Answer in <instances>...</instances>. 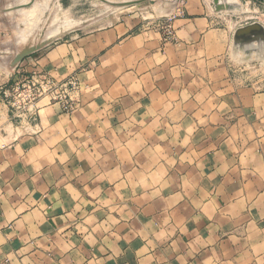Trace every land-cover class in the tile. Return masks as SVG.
Returning <instances> with one entry per match:
<instances>
[{"label": "crops", "instance_id": "1", "mask_svg": "<svg viewBox=\"0 0 264 264\" xmlns=\"http://www.w3.org/2000/svg\"><path fill=\"white\" fill-rule=\"evenodd\" d=\"M228 2L178 4L174 42L129 11L22 61L80 95L0 130V264H264V94L227 63L264 20L232 29L251 3Z\"/></svg>", "mask_w": 264, "mask_h": 264}, {"label": "rangeland", "instance_id": "2", "mask_svg": "<svg viewBox=\"0 0 264 264\" xmlns=\"http://www.w3.org/2000/svg\"><path fill=\"white\" fill-rule=\"evenodd\" d=\"M126 1L131 0H0V121H2L0 130L2 133H5V130L11 133L14 129L29 124V120L25 117L15 118L9 103L11 97L6 95L20 76L15 77L18 74L16 70L25 58L57 45L76 33L111 25L129 11L137 13L140 18L147 21L150 29L160 32L157 27L160 22L172 18L176 6L185 5L189 0H142L140 3L127 6L115 5ZM257 5L259 4L251 2L245 14L239 10L227 11L225 23H229L233 29L239 22L264 20V8L259 9ZM231 14L236 16L233 18ZM95 19H98L95 23L83 27L86 22ZM38 45L40 47L35 52L26 55L22 61L15 62L18 54ZM233 46L234 38L233 44H230L228 49L230 59L227 62L230 70L228 79L235 85L254 87L264 94V51H259L258 57L253 60L242 61L233 55ZM28 72L31 71H26ZM79 92L80 88L71 94L74 101L73 111L79 103Z\"/></svg>", "mask_w": 264, "mask_h": 264}, {"label": "built area", "instance_id": "3", "mask_svg": "<svg viewBox=\"0 0 264 264\" xmlns=\"http://www.w3.org/2000/svg\"><path fill=\"white\" fill-rule=\"evenodd\" d=\"M242 1L264 6V0ZM157 27L164 43L177 40L173 17L161 21ZM78 88L80 82L77 76L59 80L48 72L33 70L28 73L22 72L6 95L11 97L9 103L15 118L25 117L29 124H34L38 121L43 101L58 103L66 112H72L74 101L71 94Z\"/></svg>", "mask_w": 264, "mask_h": 264}, {"label": "water", "instance_id": "4", "mask_svg": "<svg viewBox=\"0 0 264 264\" xmlns=\"http://www.w3.org/2000/svg\"><path fill=\"white\" fill-rule=\"evenodd\" d=\"M142 0H132L126 2L125 4H137ZM215 8L217 11H223L225 9L239 6L238 4H230L228 2H222L221 0H213ZM234 48L244 49L246 52H250L255 49H260L264 51V24L260 21H254L249 24L239 26L234 32ZM255 43H258V46H255ZM40 45L33 46L22 53L18 54L15 58V62L22 61V59L33 52H35ZM257 47V48H256Z\"/></svg>", "mask_w": 264, "mask_h": 264}, {"label": "bare ground", "instance_id": "5", "mask_svg": "<svg viewBox=\"0 0 264 264\" xmlns=\"http://www.w3.org/2000/svg\"><path fill=\"white\" fill-rule=\"evenodd\" d=\"M132 1V0H131ZM230 1V0H229ZM126 2H130V1H126ZM126 2H120V3H116L115 5L116 6H127V5H129V4H125ZM222 2H228V0H224V1H222ZM232 2V1H231ZM228 3H230V2H228ZM136 4V3H135ZM230 4H234V2L233 3H230ZM130 5H132V4H130ZM235 7V6H234ZM234 7H231V8H228V9H230V10H232ZM164 10V9H163ZM160 11V10H159ZM223 11H226V10H223ZM61 27H63V26H61ZM60 29V28H59ZM56 33V32H55ZM53 34V33H52ZM258 46V45H257ZM257 48V47H256ZM255 50H259V51H263V50H260V49H255ZM248 53V52H247ZM263 53V52H262ZM259 54V53H258ZM244 55V54H243ZM264 55V54H263ZM241 56V55H240ZM245 56V55H244ZM242 57V56H241Z\"/></svg>", "mask_w": 264, "mask_h": 264}]
</instances>
